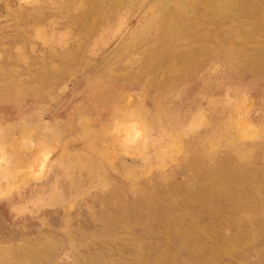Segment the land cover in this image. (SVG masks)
I'll return each instance as SVG.
<instances>
[{"label":"rangeland","instance_id":"374dc122","mask_svg":"<svg viewBox=\"0 0 264 264\" xmlns=\"http://www.w3.org/2000/svg\"><path fill=\"white\" fill-rule=\"evenodd\" d=\"M0 143V264H264V0H0Z\"/></svg>","mask_w":264,"mask_h":264},{"label":"bare ground","instance_id":"6f19581e","mask_svg":"<svg viewBox=\"0 0 264 264\" xmlns=\"http://www.w3.org/2000/svg\"><path fill=\"white\" fill-rule=\"evenodd\" d=\"M142 102V101H141ZM137 104V103H136ZM136 106V105H135ZM122 111L124 110V108L122 107V109H121ZM117 111V110H116ZM88 117V116H87ZM120 117V116H119ZM24 118V117H23ZM112 120H113V118H112ZM118 120V119H117ZM120 120V119H119ZM84 121V120H83ZM135 122L136 123H141L142 125H143V129L142 130H144V134H146V136L148 135V131H149V129H150V126H149V124H147V120H144V118L142 117V116H139V117H137V118H135ZM84 123V126H85V128H86V130H85V134L86 133H89V129H88V127H87V123L86 122H83ZM149 123V122H148ZM43 125V126H42ZM41 125V123H36V124H30V125H28V124H25L24 125V128H23V139L24 140H33V141H35L36 139L38 140V138H37V135H38V132H39V130H41L43 127H44V124H42ZM200 125V121L199 120H194L193 122H192V124H191V126H190V129L191 130H195V129H197V127ZM48 129L49 130H51V131H53L54 132V134H55V136L53 137L54 139H55V141L56 140H58V138H59V132L55 129V128H53V127H48ZM141 130V131H142ZM137 130H135L134 132H136ZM134 132H133V137H136V133L134 134ZM240 133H241V136L242 137H248V136H253V135H256L257 133H256V130H253V128H251V130H241L240 131ZM87 135V134H86ZM135 135V136H134ZM148 137V136H147ZM1 144V143H0ZM9 149L12 151V147H11V145H9ZM7 151V150H6ZM3 152V151H2ZM1 152V153H2ZM170 153V152H169ZM3 154H5V152L3 153ZM10 155V154H9ZM9 158H10V156H9ZM4 159V161L3 162H5L6 161V159L5 158H3ZM2 159V160H3ZM2 162V163H3ZM4 165V164H3ZM4 167H6L5 165H4Z\"/></svg>","mask_w":264,"mask_h":264}]
</instances>
